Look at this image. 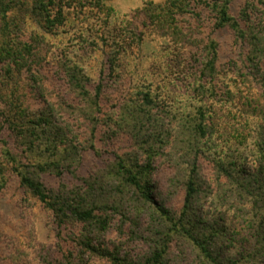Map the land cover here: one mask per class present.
<instances>
[{"label": "trees", "instance_id": "16d2710c", "mask_svg": "<svg viewBox=\"0 0 264 264\" xmlns=\"http://www.w3.org/2000/svg\"><path fill=\"white\" fill-rule=\"evenodd\" d=\"M22 1L8 6V11L16 13L10 16L16 34L20 15L26 14L28 9ZM111 1L98 0L101 5ZM169 1V9H175L183 0ZM213 1L221 14L218 26L230 24L237 28V23L229 16L233 0ZM33 6L42 18V28L50 31L64 24L61 12L55 19L50 16L51 8H56L54 0H34ZM3 23L6 37L15 34L9 31L11 23L6 12ZM6 40L0 43V190L6 187L8 174H14L21 187L51 213L60 231L51 248L37 243L43 264H86V259H89L88 264H166L171 242L177 236L187 241L208 264H238V259L222 256L231 236L225 225L209 226L196 212L198 184L195 177L189 180L183 209L176 215L156 200L150 176L154 163L150 159L142 162L137 157L129 163L123 153H117L113 157L115 161L102 166L105 179H116L137 192L142 200L138 202L155 208L165 225L166 239L162 243L158 240L151 253L138 261L120 258L114 248L100 241L112 228L115 215L110 212L118 209L115 201H100L97 195L79 193L74 188L76 185H71L70 189L66 184L57 190L49 188V178L73 182V177L84 180L85 172L91 176L92 171L85 169L83 154L72 148L77 147L72 136L80 129L87 135L81 143L83 151L90 145L89 153L101 158L100 143L112 138L111 130L115 137L127 132L138 144L145 140L152 154L158 144L164 148L172 143L169 133L174 128L194 155V173L198 160L208 161L221 178L231 181L242 189L244 196L252 199L250 224L246 231L235 234L237 246L233 242L230 246L240 260L264 264V90L255 87V79H264V45H247L245 50L241 45H237L239 50L235 45H176L185 57L180 62L185 63L176 68L171 53L167 68L174 72L181 85L169 91L170 109L162 119L155 115L159 96L151 85L138 89L124 107L118 102L109 106L111 100L106 99L109 95L104 94V74L109 72L115 81L122 76L116 75L120 70L119 58L129 52V45H11V41ZM98 48L104 59L97 67L90 68L92 59L99 57ZM12 83L16 88H11ZM21 88L24 91L17 95L14 105L13 96ZM10 90L15 92L11 96L8 95ZM158 102L161 105L160 99ZM108 110L111 115L106 117ZM76 111L82 113L81 125L69 120L67 112L76 114ZM110 117L114 120L108 124ZM251 142L254 168L245 164ZM74 225L79 228L71 232L74 237L65 243L63 232ZM215 242L224 249L216 250ZM53 250L55 254H67L56 263L49 262L45 252L51 254ZM7 253L11 254L10 259H23L19 264H29L24 253L13 250ZM36 262L41 264L39 259Z\"/></svg>", "mask_w": 264, "mask_h": 264}, {"label": "rangeland", "instance_id": "374dc122", "mask_svg": "<svg viewBox=\"0 0 264 264\" xmlns=\"http://www.w3.org/2000/svg\"><path fill=\"white\" fill-rule=\"evenodd\" d=\"M23 1L28 9L25 10L26 14L20 15L16 34L10 18L16 13L8 11V6H14L19 0H0V43L8 39L11 45H129V52L123 53L119 58L120 70L116 75L122 76L115 81L109 72L104 74V94L109 95L106 98L111 100L109 106L117 105L118 102L124 107L131 97H135L138 89L151 85L152 91L159 96L156 105L159 108L155 109V115L162 119L167 117L170 109L169 91L181 85L174 72L167 68V58L171 57V53L176 68L185 63L180 62L185 57L176 45H235L236 50L240 48L237 45H241L242 50L248 49L247 45H264V0H233L229 6V16L237 23V28L230 24L218 26L221 14L218 4L213 0H183L175 9H169V0H113L106 5H101L98 0H54L56 8H51L50 16L55 19L61 12L64 24L50 31L42 28V18L33 6L34 0ZM5 12L11 23L9 31L15 32L10 37H6L3 31ZM98 50L100 58L96 56L95 60L92 59L90 68L97 67V63L104 59L101 56L102 50ZM110 50L106 47L107 52ZM10 86L16 88L14 83ZM255 87L264 90V79H255ZM23 91L21 88L13 96L11 102L14 105L17 104V95L20 96ZM14 93L10 90L8 95ZM218 97L220 99L221 94ZM67 113L71 123L81 125L79 120L82 113ZM109 115L110 110L106 111V117ZM112 120L114 117L108 119V124ZM80 130L72 136L77 146L72 148L75 152L79 151L80 155L83 154L85 169L92 171L91 176L85 172L84 180L73 177V182L69 179L59 181L49 178V188L57 190L66 184L70 189L71 185H76L74 188L79 193L97 195L100 201H115L117 211L110 210V215H115L112 228L100 241L109 248H114L120 258L141 260L151 253L158 240L161 239L162 243L166 237L163 235L165 225L155 208L141 205L138 202L142 201L140 195L133 189L124 187L116 179H105L106 172L103 173L102 166L115 161L117 153H123L129 163L132 162L130 159L135 160L137 157L142 162L150 159L154 163L150 176L156 200L176 215H180L183 209L187 184L195 177L198 184L195 197L197 214L209 226L220 228L225 225L231 234L225 243L228 249L223 251L222 256L238 259V264H254L251 260H240L236 250L230 246V242L237 246L235 234L246 231L250 224L252 199L244 196L242 189L234 186L231 181L221 178L208 161L198 160V169L194 173V155L189 152L186 140L176 128L169 133L172 143L164 148L158 144L152 154L149 153L151 147L145 140L138 144L127 132L115 137L111 130L109 136L112 138L100 143L101 158L89 153L90 145L83 151L81 143L87 135ZM78 137L80 140H75ZM139 146L143 148L139 150ZM130 155L135 158H130ZM254 163V145L251 142L245 154V164L248 168H254ZM7 178L6 187L0 190V264H19L23 260L10 259L11 254L7 251L11 253V250L24 253L29 264H37V259L43 264V255L40 257L37 243L47 246V249L49 246L51 248L52 243H56L60 230L54 225L51 213L21 187L14 174H8ZM122 213L125 215L122 216ZM78 228L76 225L66 227L63 232V237L66 236L65 243L71 241L74 237L71 232ZM217 240L218 237L215 241ZM65 243L64 249L67 250ZM213 245L216 250L224 249L219 242ZM31 246L36 248L31 249ZM63 255L55 254L54 250L51 254L45 252L46 260L53 263L57 259L62 260ZM85 262L88 264L89 259ZM166 264L208 263L187 241L177 236L171 242Z\"/></svg>", "mask_w": 264, "mask_h": 264}]
</instances>
